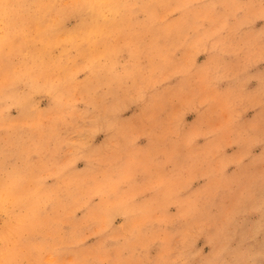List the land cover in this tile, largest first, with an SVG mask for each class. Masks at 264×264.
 Here are the masks:
<instances>
[{"label": "rangeland", "instance_id": "rangeland-1", "mask_svg": "<svg viewBox=\"0 0 264 264\" xmlns=\"http://www.w3.org/2000/svg\"><path fill=\"white\" fill-rule=\"evenodd\" d=\"M0 264H264V0H0Z\"/></svg>", "mask_w": 264, "mask_h": 264}]
</instances>
